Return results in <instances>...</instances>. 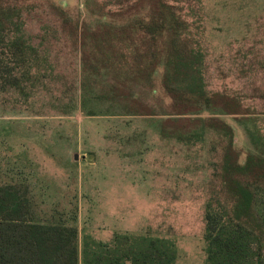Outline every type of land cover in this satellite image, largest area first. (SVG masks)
Segmentation results:
<instances>
[{"label": "rangeland", "instance_id": "obj_1", "mask_svg": "<svg viewBox=\"0 0 264 264\" xmlns=\"http://www.w3.org/2000/svg\"><path fill=\"white\" fill-rule=\"evenodd\" d=\"M47 0H25L23 27L39 64L27 97L0 92V184L28 186L36 220H68L78 229L80 264L115 232L174 241L175 264H206L205 202L210 150L157 133L149 118L106 114L81 100L79 45ZM89 17L114 0H57ZM192 37L205 52L206 87L225 91L257 118L264 133V0H182ZM69 106L61 113L63 104ZM95 114H87L88 109ZM235 145L248 147L241 125ZM243 156V155H242ZM86 244V248L84 245Z\"/></svg>", "mask_w": 264, "mask_h": 264}, {"label": "trees", "instance_id": "obj_2", "mask_svg": "<svg viewBox=\"0 0 264 264\" xmlns=\"http://www.w3.org/2000/svg\"><path fill=\"white\" fill-rule=\"evenodd\" d=\"M24 1L0 0V92L27 97L39 54L23 27ZM46 2L80 47L82 101L90 96L106 114L149 118L162 138L209 147L206 264H264V133L236 95L206 87L205 52L182 0H114L116 7L91 9L89 17ZM227 118L241 125L246 150L235 145ZM28 193L22 183L0 184V264H80L75 223L36 220ZM84 252L81 264L176 261L172 239L146 233L115 232L105 247Z\"/></svg>", "mask_w": 264, "mask_h": 264}]
</instances>
